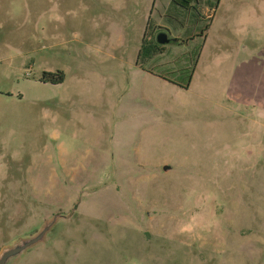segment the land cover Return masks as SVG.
Returning a JSON list of instances; mask_svg holds the SVG:
<instances>
[{"label":"rangeland","instance_id":"obj_1","mask_svg":"<svg viewBox=\"0 0 264 264\" xmlns=\"http://www.w3.org/2000/svg\"><path fill=\"white\" fill-rule=\"evenodd\" d=\"M215 1L0 0V249L68 215L11 264H264V0Z\"/></svg>","mask_w":264,"mask_h":264},{"label":"water","instance_id":"obj_2","mask_svg":"<svg viewBox=\"0 0 264 264\" xmlns=\"http://www.w3.org/2000/svg\"><path fill=\"white\" fill-rule=\"evenodd\" d=\"M169 39L166 34L161 33L157 36L158 43H167ZM169 166H164V170L168 169ZM68 216L66 214H55L48 221H45L42 226L33 234L21 237L12 243L2 247L0 249V264H11L16 261L19 257H21L28 249L32 246L36 245L39 242H42L48 233V231L52 228L55 221L59 217Z\"/></svg>","mask_w":264,"mask_h":264},{"label":"trees","instance_id":"obj_3","mask_svg":"<svg viewBox=\"0 0 264 264\" xmlns=\"http://www.w3.org/2000/svg\"><path fill=\"white\" fill-rule=\"evenodd\" d=\"M192 1H195V0H171L172 5H176L177 7H179L180 9H182L184 11H187L189 8L195 9V6H193L191 4ZM218 2H219V0H216L215 1V5L218 4ZM207 28L208 27H206L205 29H207ZM201 35H203V34H201ZM143 36H144L143 38H145V33H144ZM173 40H178V39H173ZM159 48L160 47L158 46L157 43L156 44H152V45L142 44L140 49H139V51H138V54H137V62H139V60L142 59V58L143 59L144 58H149L151 53H153L154 51L158 50ZM177 60L178 59H175L176 63H177ZM167 71H169L170 73H173L175 70L168 69ZM53 74L54 73H44L43 79H45L47 77L48 80H46V81H51L52 83H58V82H61L63 80V74L61 72H57L56 73L57 78H55V79H52V78L49 77V76H52ZM190 77H191V74L189 76V80H190ZM164 78H166V76Z\"/></svg>","mask_w":264,"mask_h":264},{"label":"flooded vegetation","instance_id":"obj_4","mask_svg":"<svg viewBox=\"0 0 264 264\" xmlns=\"http://www.w3.org/2000/svg\"><path fill=\"white\" fill-rule=\"evenodd\" d=\"M161 33H164L163 31H161V30H159L158 32H157V35H156V40H157V36H158V34H161ZM165 34V33H164ZM167 36V35H166ZM167 38L169 39V41L168 42H170V38L167 36Z\"/></svg>","mask_w":264,"mask_h":264}]
</instances>
